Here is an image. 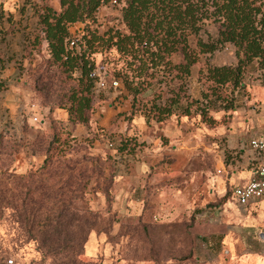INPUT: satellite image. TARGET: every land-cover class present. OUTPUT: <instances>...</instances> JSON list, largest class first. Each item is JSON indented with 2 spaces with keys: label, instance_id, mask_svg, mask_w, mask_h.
I'll list each match as a JSON object with an SVG mask.
<instances>
[{
  "label": "rangeland",
  "instance_id": "rangeland-1",
  "mask_svg": "<svg viewBox=\"0 0 264 264\" xmlns=\"http://www.w3.org/2000/svg\"><path fill=\"white\" fill-rule=\"evenodd\" d=\"M35 4L60 9L58 0H0V178H5L9 191L8 204L0 205V264L8 259L14 264L53 262V258L43 260L35 239L21 235L27 224L21 213L29 207V199L23 205L21 201L39 192L61 193L57 187L35 190L31 180L38 178L35 171L45 155L58 153L57 143L49 145L53 136L61 140L67 134L76 141L70 142L65 157L76 160V168H85V176L91 178L79 207L98 216L81 244L82 260L264 264V209L240 208L231 200L229 185L221 191L216 181L221 175L218 170L236 156L235 108L246 102L252 84L257 80L264 84V79L254 73L244 89L235 90L233 109L216 106L206 115L215 121L203 119L199 112L201 92L208 86L202 78L206 64L236 61L233 47L219 45L211 53L198 55L184 85L185 92L202 104L191 105L189 115L172 114L162 122L147 123L143 112L153 99L147 86L151 78L142 77L147 81L141 85L145 90L137 94L133 105L124 77L116 74L126 69V57L114 47L99 48L92 57L103 64L104 86H95L88 120L72 125L65 106L70 89L76 86L75 74L68 77L50 58L43 33L37 30ZM121 6L111 2L100 6L95 21L78 22L73 34L85 25L99 33L109 28L125 31ZM217 30L218 23L208 19L198 37L214 39ZM196 39L192 36L189 44L198 51ZM171 60L179 62L181 55L173 54ZM160 78L157 75L152 81ZM113 79L118 86L111 84ZM178 84L162 82L160 89L165 92ZM153 89L160 90L157 85ZM102 178H111L107 193L92 188ZM62 192L67 196L70 191ZM49 225L47 229L54 223ZM73 225L87 228L82 220ZM43 227L40 223L35 229Z\"/></svg>",
  "mask_w": 264,
  "mask_h": 264
},
{
  "label": "trees",
  "instance_id": "trees-1",
  "mask_svg": "<svg viewBox=\"0 0 264 264\" xmlns=\"http://www.w3.org/2000/svg\"><path fill=\"white\" fill-rule=\"evenodd\" d=\"M108 2L58 0L59 11L47 4L33 5L37 30L43 33L50 58L63 68L68 77L75 74L76 86L70 89L69 104L65 106L72 125L88 120L93 91L98 83V76L93 72L98 65L103 66L92 57L100 51L99 48L114 47L126 57V69L116 74L124 77L133 105L137 94L145 90L141 85L147 81L142 77L151 78L147 86L151 87L153 99L150 108L143 112L147 123L162 122L172 114L189 115L191 105L202 104L185 92L184 85L198 55L211 53L219 45L233 47L236 61L233 64H206L202 78L208 86L201 92L203 106L199 112L203 119L214 122V118L206 115L216 106L224 111L233 109L235 90L244 89L254 73H257L256 78L264 79V0H116L115 4H122L120 20L125 31L109 28L99 33L85 25L73 34L72 28L77 27L78 22L95 21L98 8ZM20 10H24L23 5ZM211 18L218 23L217 34L214 39L205 41L198 34L205 21ZM192 36L197 38L195 47L198 51L189 44ZM73 40L74 44L70 46ZM176 53L181 55V60L172 62L171 56ZM157 75L162 78L152 81ZM175 80L179 83L177 86L165 92L160 89L162 82L167 86ZM155 85L159 91L153 89ZM71 141L76 139L67 134L61 140L53 136L49 143H57L56 147H60L58 153L45 155L42 165L35 171L38 178L31 183L35 190L57 187L61 193L50 196L39 192L22 199L21 205L29 199V207L21 213L22 221H27L21 235L36 240L43 250V260L53 258L49 264H100L79 258L81 244L98 216L79 207L78 202L82 200L91 178L85 176V168H76V160L65 157ZM4 179L0 178V205L6 206L9 191ZM110 179L95 180L92 188L107 193ZM50 180L55 181L53 185ZM62 190H69V195L62 196ZM80 220L87 224L86 229L73 225ZM40 223L44 227L35 229ZM49 223L54 225L47 229Z\"/></svg>",
  "mask_w": 264,
  "mask_h": 264
},
{
  "label": "crops",
  "instance_id": "crops-1",
  "mask_svg": "<svg viewBox=\"0 0 264 264\" xmlns=\"http://www.w3.org/2000/svg\"><path fill=\"white\" fill-rule=\"evenodd\" d=\"M245 103L235 108L234 114V147L236 156L231 162L223 164L217 176V187L223 191L226 185L230 187L231 200L240 208L256 212L257 208L264 209V198L255 199L242 206L232 196V188L245 184L253 176L260 160L264 159V151L258 153L251 148L249 141L252 137L264 140V84L261 80L252 84L250 94ZM224 175H223V174Z\"/></svg>",
  "mask_w": 264,
  "mask_h": 264
},
{
  "label": "built area",
  "instance_id": "built-area-1",
  "mask_svg": "<svg viewBox=\"0 0 264 264\" xmlns=\"http://www.w3.org/2000/svg\"><path fill=\"white\" fill-rule=\"evenodd\" d=\"M112 4L116 3V0H109ZM74 44V40L70 42V46ZM103 66L98 65L94 70L93 75L98 76V83L100 86H104V74L102 73ZM113 86H118V80L113 79L111 81ZM251 148L258 153L264 151V140L258 137H252L249 141ZM232 196L236 202L242 206L248 204L252 200L264 198V159L260 160L258 167L256 168L253 176L248 182L242 185H237L232 188ZM7 264H14L12 259L7 260Z\"/></svg>",
  "mask_w": 264,
  "mask_h": 264
}]
</instances>
